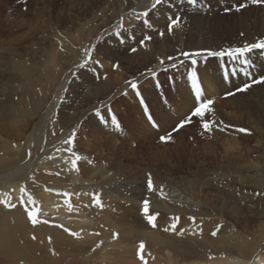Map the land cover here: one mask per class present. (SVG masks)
I'll list each match as a JSON object with an SVG mask.
<instances>
[{
  "label": "rangeland",
  "instance_id": "rangeland-1",
  "mask_svg": "<svg viewBox=\"0 0 264 264\" xmlns=\"http://www.w3.org/2000/svg\"><path fill=\"white\" fill-rule=\"evenodd\" d=\"M51 1L0 0V55L4 53L0 67L8 63L7 54H16V58L32 57L48 64L54 54L65 64L62 74L58 75L60 83L56 89L60 91L50 93L51 102L45 107L46 125L52 121L57 126L48 133L44 129L43 134L38 135L31 123L21 140L0 135V166L11 158L12 151L16 152L13 148L10 150L8 144L18 141L22 148L27 140L25 161L29 160V172L36 176L63 181L57 169L65 166L59 162L83 157V169L107 173L104 178L96 174L93 183L101 184L108 175L115 177L121 173L123 181L145 175L147 188L150 177L158 187L166 188V192L175 190L187 195L188 190L200 193L203 189L208 193L203 204L213 215L220 216L224 224L234 226L237 233L248 240H253L251 235H260L264 230L260 226L264 220V188L245 183V178H255L260 173L256 167L261 166L259 158L264 157V127L261 131L255 128V122H250L254 116L244 108L236 110L233 106L249 101L250 86L262 85L264 89V79L247 84L249 87L244 90L236 88L259 76L264 78L263 58H246L250 65L244 67L250 75L242 81L237 78L241 74L238 64L233 66L235 70L230 67L234 72H219L224 64L246 59L227 52L210 55L209 51L218 53L264 40V28L257 24L259 20L248 16L250 19L241 21V27L234 15L242 9H264V2L203 0L194 4L190 0H165L169 10L162 24V13L147 6L151 0H126L132 8L120 13L118 18L111 16V10L116 8L114 1L118 0H92V9L86 10L77 0ZM239 4L245 6L237 11ZM102 6L106 9V26L99 23L100 19L92 23L93 13L99 14ZM196 7L205 18L216 23L223 21L225 25L209 26L204 21L207 28L193 26L190 21L195 17ZM176 17L180 21L169 31L168 24ZM162 31L165 38L188 39L175 44L164 43ZM24 33H28L29 38H21ZM151 49L152 60L134 59L139 51ZM72 50L73 56L70 55ZM262 50L253 48L247 57L252 52L263 54ZM252 64L261 68L252 69ZM192 74L198 80L199 101L188 83ZM104 79L110 84L111 98L106 102L101 98L82 100L84 93H89ZM216 79L231 83L220 88ZM210 86L215 89L213 93ZM203 99L213 102L209 106L211 111L193 116L192 110ZM259 100L264 106L263 95ZM78 105L79 114L76 113ZM145 112H149L155 125L149 123ZM182 120L185 123L177 128ZM9 121L1 122L7 128ZM205 122L209 123L208 129L203 127ZM215 129L222 136L216 137ZM161 136L166 139L162 141ZM234 140L239 143L238 151L231 148ZM205 180L210 184L203 186L201 183ZM213 233L210 235L214 238L221 235V232Z\"/></svg>",
  "mask_w": 264,
  "mask_h": 264
},
{
  "label": "bare ground",
  "instance_id": "bare-ground-1",
  "mask_svg": "<svg viewBox=\"0 0 264 264\" xmlns=\"http://www.w3.org/2000/svg\"><path fill=\"white\" fill-rule=\"evenodd\" d=\"M202 1L198 0V3ZM77 2L84 4L83 8L86 10L91 6L92 0ZM114 5L116 8L111 10V16L117 18L120 13H126L132 8V4L126 0L114 1ZM148 5L162 13L164 24L169 10L165 0H161L159 4L151 0ZM133 7L138 8V5ZM100 8H97L99 14L93 13L92 23L100 19L99 23L106 26L108 21L104 16L105 6ZM194 11L195 17L190 21L193 26L200 25V28H204V21L209 26L225 25L223 21L216 23L202 16L198 7ZM234 15L239 19L241 27V21L249 20V16L255 18V21L259 20L257 24L264 28V9H242ZM161 35L163 37V31ZM29 36L24 33L20 37L27 39ZM185 38L173 40L163 37L162 41L175 44L185 41ZM29 45L32 47V43ZM74 54L72 50L70 55ZM151 54L153 55L152 49L139 51L134 59L147 57L152 60ZM247 54L248 51L237 58L262 57L257 52H252L248 57ZM9 55L7 54L8 63L5 62L2 64L4 67H0V135L24 139L25 131L28 132L31 123H34L38 135L43 134L44 129L48 133L57 124L51 121L46 125L45 107L51 102L50 93L60 91L56 89L60 83L58 75L62 74L65 64L54 54L49 57L51 64L36 61L32 57L16 58V54ZM2 56L4 53L0 55V61L4 59ZM249 63L246 59L234 61L231 65L224 64L219 74L229 70L234 72L238 64L241 74L237 78L246 80L250 74L244 66ZM255 66L261 68V65L252 64V69ZM216 81L220 88L231 83ZM210 87L213 93L215 89ZM262 87L250 86L252 97L249 101L233 106L236 110L244 108L254 116L250 122H255L254 127L260 131L264 127V106L259 100L260 96H264ZM78 92L79 89L75 94ZM112 94L110 84L104 79L89 93H84L82 100L94 101L101 98L106 102ZM80 109L78 105L76 113L79 114ZM23 118L25 122L22 123ZM2 120H10L7 128ZM217 129L213 132L216 137L221 135ZM17 142H12L14 145L8 144L10 150L13 148L16 152L12 151L11 158L0 166V264H264V230H261L260 235H251L253 240L245 239L240 233L239 235L234 226L224 224L220 216L207 210L203 204L208 195L206 190L204 192L201 189L200 193L188 190L191 195L175 190L166 192V188L158 187L152 179L153 190H149L145 186L144 174L142 178L123 181L120 180L123 175L117 173L115 177L108 175L101 184H96L92 182L95 175L101 174V178H104L107 173L83 169V157L77 161L72 158L68 162H59L65 166L57 169L63 181L48 176L41 178L34 175V172H29V160L25 161L27 152L24 153L27 140L22 143V148L21 143ZM231 144L233 150H239L236 140ZM263 158H259L261 166L256 167L260 173L255 178H245V183L261 189L264 188ZM88 159L87 157L86 160ZM201 184L206 186L210 181L205 180ZM145 200L149 202L147 213L143 211ZM233 200L237 201L234 197ZM137 202H141V205ZM30 211L36 223L29 219ZM147 216L155 217L152 223H149ZM260 226L264 228V220ZM212 231L215 234L221 232V235L214 238L210 235ZM141 242L143 249H140Z\"/></svg>",
  "mask_w": 264,
  "mask_h": 264
},
{
  "label": "snow or ice",
  "instance_id": "snow-or-ice-1",
  "mask_svg": "<svg viewBox=\"0 0 264 264\" xmlns=\"http://www.w3.org/2000/svg\"><path fill=\"white\" fill-rule=\"evenodd\" d=\"M160 2H161V0H155V3H156V4H159ZM190 2L195 4V3H198V0H190ZM258 2H264V0H252V3H258ZM244 6H245L244 4H239V5L237 6L236 10L239 11V9H240V8H243ZM228 10H229V9H225V11H228ZM179 21H180V18H179V17H176L175 19H172V20L170 21V23L168 24V29H169V31L172 30L173 26L178 25ZM145 39H149V37H145ZM141 44H143V41H141ZM253 48H261V49H264V40L259 41V42L254 43V44H251V45H245L243 48H234V49H229V50H223V51L218 52V53H212V52L209 51V54H210V55H224L225 52H227V54H229V55H233V56H234V55H236V54H243L244 52L250 51V50L253 49ZM132 51H135V49H132ZM197 54H199V53H197ZM183 55L188 56L189 54H188V53H184ZM170 59H171V57H170ZM193 63H195V61H193ZM261 79H264V78H261ZM254 82H257V81H254ZM131 86H132L133 88L136 87L135 83H132ZM193 86L196 87V85H195V81L193 82ZM247 87H249V85H244V88H243V89H238V91H240V90H244V89H246ZM196 94H197V96L199 97V95H200L199 88L196 89ZM212 103H213V102H212L211 100H205V101H203L202 103L199 104V106L195 107V108L192 110V115H193V116H202V115L204 114V111H211V109H210L209 106H210ZM113 123L115 124V121H113ZM184 123H185V121L182 120L179 124H177L176 127L179 128V127H181ZM203 127H204L205 129H208V128H209V123H208V122H205V123L203 124ZM175 130H176V129H173V131H175ZM239 131L244 132V131H247V130H246V129H240ZM160 139L163 141V140L166 139V137L161 136ZM77 159H79V157H77ZM73 163H74V162H73ZM148 187H149V190H153V183H152L150 177H149V179H148ZM143 203H144L143 211H144L145 213H147V211H148V203H149V202H148L147 200H145ZM28 215H29V219H31L33 223H36V222H37L36 219H35L34 216H33V213H32L31 211L28 213ZM146 218L148 219L149 223H152L153 220L155 219L154 216H147ZM153 226H155V225H153ZM173 227H174V225H173ZM213 234H215V233H213ZM143 247H144L143 242H141V244H140V249H143ZM138 254H139V253H138ZM141 258L143 259V257H141Z\"/></svg>",
  "mask_w": 264,
  "mask_h": 264
}]
</instances>
